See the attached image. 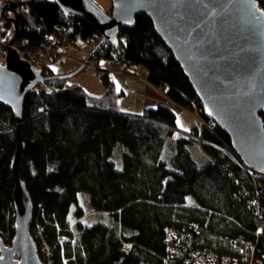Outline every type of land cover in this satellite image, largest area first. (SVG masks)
Returning <instances> with one entry per match:
<instances>
[{
  "label": "trees",
  "instance_id": "trees-1",
  "mask_svg": "<svg viewBox=\"0 0 264 264\" xmlns=\"http://www.w3.org/2000/svg\"><path fill=\"white\" fill-rule=\"evenodd\" d=\"M255 1L264 10V0ZM15 3L16 43L25 40L29 49L40 47L62 23L55 0ZM6 18L13 17L6 13ZM0 22L6 47L15 34L14 23ZM78 23L74 36L98 39L88 22ZM117 38V47H101L97 60L118 54L125 71L130 66L147 69V82L174 106L190 113L202 110L146 15L139 14L132 28H121ZM5 53L2 49V57ZM42 74L53 76L48 67ZM100 80L107 94L99 98L62 80L45 81L27 95L18 129L11 110L0 103L3 243L11 245L15 233L12 160L19 132L26 151L17 171L33 204L30 235L42 234L51 264H184L169 251L185 249L213 253L231 264L232 243L240 238L255 244L256 255H264V177L245 168L226 133L211 124L209 131L192 126L182 132L176 113L166 106L142 114L117 112L111 85ZM260 116L264 122V114ZM114 152L121 169L112 162ZM82 193L100 216L92 226L81 223ZM254 199L257 205H252Z\"/></svg>",
  "mask_w": 264,
  "mask_h": 264
},
{
  "label": "water",
  "instance_id": "water-1",
  "mask_svg": "<svg viewBox=\"0 0 264 264\" xmlns=\"http://www.w3.org/2000/svg\"><path fill=\"white\" fill-rule=\"evenodd\" d=\"M34 1V0H31ZM62 13L88 22L101 45L117 47L121 28H132L139 14L182 68L204 112V119L226 133L232 151L250 173L264 177V10L255 0H111L109 14L92 0H55ZM18 4L1 8L2 20L14 23ZM6 13L13 18H6ZM0 63V103L23 121L27 95L49 80H70L80 73L43 77L11 47ZM88 62V61H87ZM211 113V114H210ZM12 160L15 233L11 245L0 238V264H42L30 237L33 204L17 171L25 146L19 139Z\"/></svg>",
  "mask_w": 264,
  "mask_h": 264
},
{
  "label": "built area",
  "instance_id": "built-area-1",
  "mask_svg": "<svg viewBox=\"0 0 264 264\" xmlns=\"http://www.w3.org/2000/svg\"><path fill=\"white\" fill-rule=\"evenodd\" d=\"M62 23L60 26H58L55 30V32L48 36L43 44L40 47H35L32 49H29L28 42L25 40H21L20 44L14 42V45H12V48L17 51L19 54V57L23 59L25 62H27L31 67H34L36 70L43 71L44 68L49 67L51 62L54 61H65L68 59L70 54L72 52L77 51L78 53H82L85 55L83 52L84 46L93 40L87 39L82 40L80 37L74 36L75 33V27L79 25L78 19L73 18L65 13H63L62 17ZM2 24L0 22V31H2ZM1 37V33H0ZM95 40V39H94ZM96 42H100L99 47H97L96 52L90 53V58L93 59L94 61H97V56L96 53L97 51L103 47V46H108L107 44L101 45L102 39L98 37L95 40ZM9 45L6 47L1 44L0 41V49H3L7 51ZM113 55V54H112ZM119 58L118 54H114L110 59H108L106 62L109 63L110 68L109 70L105 68L99 67V70H101L100 77L101 79L106 78L108 80L112 75L118 74V75H124V76H130L131 73H134L135 68L133 66H130L127 70H124V66L120 64V62H117ZM90 61V60H89ZM78 65H82L81 67H85L84 62H79L76 61ZM92 66V65H91ZM97 67L100 66L99 64L96 65ZM113 66H121L122 67V73H116L115 70L112 69ZM87 67V66H86ZM198 111V116L193 117L194 121H196L199 126H200V131L201 132L203 129L209 131L210 129V124L215 125L211 120L206 121L204 119V112L203 110H199L198 108H194V112L197 113ZM202 128V130H201ZM252 205H257L256 200L254 199ZM259 207V206H258ZM259 213V212H258ZM174 235V232H173ZM260 234H257L256 237H258ZM167 236H168V245L171 247L173 243V236H172V230L167 231ZM31 237V235H30ZM33 242L35 244V247L37 249V256L40 259L42 264H51V257H50V248L47 247L44 237L42 236L41 233L37 232L32 235ZM176 241V245L179 244L181 241L179 238L174 239ZM239 244L241 245V249L239 247ZM126 249H128V245L125 246ZM232 253L235 254V257H233L232 263L231 264H264V255L258 256L256 255V247L255 244L250 241V240H244L243 238L235 240V242L232 243ZM45 250V252H44ZM169 252H172L175 257L178 259L182 260L184 264H229V260H226L223 262L219 260L215 254L213 253H207L205 251L200 252V251H190L189 249H185V253L182 252H175V250H171Z\"/></svg>",
  "mask_w": 264,
  "mask_h": 264
},
{
  "label": "crops",
  "instance_id": "crops-1",
  "mask_svg": "<svg viewBox=\"0 0 264 264\" xmlns=\"http://www.w3.org/2000/svg\"><path fill=\"white\" fill-rule=\"evenodd\" d=\"M12 1L16 2L19 0H0V11L5 4ZM0 19H2L1 12H0ZM75 53H77L79 58L72 57V54ZM67 60L71 64H69L65 68L64 71L65 75L74 74L77 70H80L79 69L80 67L76 62L77 60L86 61L85 56L82 53L80 54L76 51L72 52ZM93 63L94 66L98 65V62L96 61H93ZM93 65L92 66L88 65L86 69L81 70L80 73L76 74L75 77L67 81V84L79 86L81 87V89L84 91L85 94L94 98H99L107 94V89L104 82H102L99 78L96 77V72H94L95 70L93 68ZM99 65L100 67L105 68L107 70H109L110 68L109 63H107L105 60H100ZM141 72L142 73L140 74V71L136 69L133 73L136 74L137 77L139 78H133V77L129 78V76L124 77L118 74L117 75L114 74L110 77V82L112 83L111 88L115 95L116 104L114 106V109L117 112L128 113V114H142L144 109L154 110L159 106H163V107L166 106L176 113L177 118L179 117V115L187 114L184 111L178 109L176 105L174 106L172 102L169 101L167 97L163 95V93L160 90L152 87L147 82V76H148L147 71L143 70ZM117 86H119V90L117 89ZM132 86L135 87L137 86V88L132 89L131 88ZM136 109H140V110H137L138 112H135ZM179 129L180 131H184V132H187V130H189V128H184V129L179 128ZM118 169H121L120 165Z\"/></svg>",
  "mask_w": 264,
  "mask_h": 264
},
{
  "label": "rangeland",
  "instance_id": "rangeland-1",
  "mask_svg": "<svg viewBox=\"0 0 264 264\" xmlns=\"http://www.w3.org/2000/svg\"><path fill=\"white\" fill-rule=\"evenodd\" d=\"M12 2H14V1H12ZM92 2L94 3V4H96L102 11H103V13H110V11H111V9H112V6H111V0H92ZM1 12V11H0ZM12 17H13V15L12 14H10ZM2 24V23H1ZM0 33H1V31H0ZM0 39H1V37H0ZM1 41V40H0ZM14 45V44H13ZM99 45H100V42H96L95 40H93L92 42H90V43H88V44H86L85 46H84V49H83V52H85L84 54V56H85V60L86 61H84V60H80L79 62H84V63H86L87 61V63L85 64V67H84V69H86L87 67L86 66H88V65H93L94 63H93V59H91L90 58V53H92V52H96V49H97V47H99ZM12 48V45H10L8 48ZM104 47V46H103ZM13 49V48H12ZM1 50L2 49H0V63H3L4 62V60H5V57H2V55H1ZM77 52V51H76ZM5 56V55H4ZM72 57H77V58H79L78 57V55H77V53H75V54H72ZM90 60V61H89ZM78 61V60H77ZM106 61V60H105ZM96 62H98V64H99V62H100V60H97ZM69 64H71L70 62H68V60L66 61H63V62H61V61H54V62H51L50 63V65H49V67H48V70H49V72H51V74H53V76L52 77H48V78H53V77H55V76H66V75H68V74H64V71H65V68L69 65ZM80 68H83V67H81L82 65H78ZM99 67L100 66H94L93 65V68H94V72H96V77L97 78H99V79H101V77H100V74H101V70H99ZM79 68V69H80ZM102 68V67H101ZM144 67H138V68H135V70L137 69V70H139L140 71V74L142 73L141 71H143V70H145V71H147V69H143ZM112 69L113 70H115L116 71V73H119V74H121L122 73V67L121 66H113L112 67ZM83 70V69H82ZM133 74V73H132ZM116 75V74H115ZM124 76V75H123ZM124 77H128V76H124ZM131 77H133V78H139V77H137V75L136 74H133V75H130L129 76V78H131ZM67 81H69V80H66L65 82H67ZM106 83H108V84H106V85H111L110 87H112V83L110 82V78L107 80V82ZM139 87V86H138ZM132 89H136L137 88V86L135 87V86H132L131 87ZM130 88V89H131ZM164 95V94H163ZM178 109H180V108H178ZM137 110H140V109H136V111L135 112H138ZM181 111H183L182 109H180ZM185 113H187L186 115L185 114H182V115H179V117L177 118V122H178V128H181V129H184V128H191L192 126H194V127H196L197 128V130H199L200 131V126H199V124L196 122V121H194V119H193V117H196L197 118V116H198V111H197V113L196 112H194V113H190L189 111H184ZM201 130H202V128H201ZM204 130V129H203ZM202 130V131H203ZM182 132H184V131H182ZM177 137H178V135H176L175 137H174V140H176L177 139ZM199 151H200V149H198ZM199 154V156H198V159L200 160V158H203V156H202V153L201 152H199L198 153ZM120 157L118 156V154L116 153V152H114V154H113V160H112V162H114V164H115V166H116V168H118L119 167V165H120ZM88 201V199H87V195H85L84 193H82V194H80L79 196H78V202H80V204H81V206H82V208H83V213H85V215H84V217H83V219L81 220V223H84V225H86V226H92V225H94V223H96L97 221H100V216L99 215H97V214H95L94 212H92V209H91V207H90V205H89V203L87 202ZM74 208H75V205H72V210H74ZM33 235V234H32ZM32 235H31V237H32ZM44 252H45V250H44Z\"/></svg>",
  "mask_w": 264,
  "mask_h": 264
},
{
  "label": "snow or ice",
  "instance_id": "snow-or-ice-1",
  "mask_svg": "<svg viewBox=\"0 0 264 264\" xmlns=\"http://www.w3.org/2000/svg\"><path fill=\"white\" fill-rule=\"evenodd\" d=\"M117 89L119 90V86H117ZM211 114V113H210ZM186 130V129H185ZM0 259H2V258H0Z\"/></svg>",
  "mask_w": 264,
  "mask_h": 264
}]
</instances>
